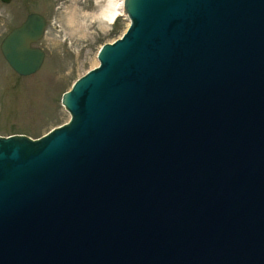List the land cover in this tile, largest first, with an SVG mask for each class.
Segmentation results:
<instances>
[{
  "label": "water",
  "instance_id": "1",
  "mask_svg": "<svg viewBox=\"0 0 264 264\" xmlns=\"http://www.w3.org/2000/svg\"><path fill=\"white\" fill-rule=\"evenodd\" d=\"M122 7L68 121L0 136V264H264V0ZM45 28L1 40L18 76Z\"/></svg>",
  "mask_w": 264,
  "mask_h": 264
},
{
  "label": "rangeland",
  "instance_id": "2",
  "mask_svg": "<svg viewBox=\"0 0 264 264\" xmlns=\"http://www.w3.org/2000/svg\"><path fill=\"white\" fill-rule=\"evenodd\" d=\"M113 1H0V42L30 13L46 21L45 34L35 45L45 57L35 74L18 76L0 52L1 137L22 134L35 139L68 121L60 104L62 94L97 65L100 46L119 38L128 26L123 15L111 25L101 19V11Z\"/></svg>",
  "mask_w": 264,
  "mask_h": 264
},
{
  "label": "bare ground",
  "instance_id": "3",
  "mask_svg": "<svg viewBox=\"0 0 264 264\" xmlns=\"http://www.w3.org/2000/svg\"><path fill=\"white\" fill-rule=\"evenodd\" d=\"M122 1L123 0L113 1L101 11V19H103L108 25L113 24L119 16L123 15Z\"/></svg>",
  "mask_w": 264,
  "mask_h": 264
}]
</instances>
